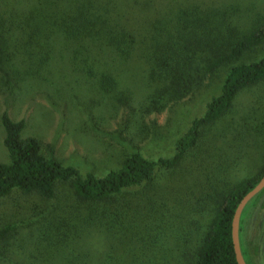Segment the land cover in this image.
<instances>
[{
	"label": "trees",
	"instance_id": "1",
	"mask_svg": "<svg viewBox=\"0 0 264 264\" xmlns=\"http://www.w3.org/2000/svg\"><path fill=\"white\" fill-rule=\"evenodd\" d=\"M21 1L19 7L18 0L12 4L10 13L0 11V95L12 93L38 71H49L60 45L58 58L64 61L67 54L69 69L95 78L96 92L122 108L136 111L131 107L134 93L120 88L115 72L132 66L144 73L149 90L137 110L142 119L196 98L219 73H225L220 94L210 99L202 116L192 119L176 140L172 156L150 160L132 152L119 169L103 176L64 165L53 144L23 137L25 120L15 121L6 111L2 114L10 163H0V198L18 191L50 201L57 184L69 182L74 200L83 207L52 223L46 245L36 247L46 264H94L98 256L88 245L91 236L104 242L96 264H155L165 227L177 224L179 233H185L189 224L197 223L194 217L204 214L200 208L206 201L197 196L180 199L164 214L148 186L155 182L159 168L175 169L186 159L203 131L231 112L242 91L264 81V58L242 63L264 43V19L245 32L235 26L237 10L231 6L204 8L178 2L163 6L155 15V0H141L137 11L154 16L146 15L143 29L136 32L128 27L119 0ZM263 178L264 167L256 176L224 187L216 200L211 201L214 195L207 198L214 202V213L204 239L194 251L183 250L181 244L174 249L182 264H238L232 238L234 214ZM143 188L144 195L127 194ZM263 195L264 190L241 217V251L247 264L250 258L242 232ZM17 229L15 222L0 229L1 260L8 257ZM189 241L190 237L184 243ZM165 254L170 256L169 251Z\"/></svg>",
	"mask_w": 264,
	"mask_h": 264
},
{
	"label": "rangeland",
	"instance_id": "2",
	"mask_svg": "<svg viewBox=\"0 0 264 264\" xmlns=\"http://www.w3.org/2000/svg\"><path fill=\"white\" fill-rule=\"evenodd\" d=\"M15 2L0 0V11L10 13ZM119 2L126 14V23L133 31L143 29L146 15L151 16L149 19L154 16L137 11L141 0ZM178 2L198 3L204 8L231 6L237 10L233 17L235 26L245 32L264 19V0H155V15L161 13L163 6ZM19 3L22 1L18 0V7ZM60 47L57 46L58 50ZM58 50L49 71H38L20 82L12 93L0 95V163H10L1 121L5 111L15 121L25 120L24 138L35 137L53 144L56 158L64 165L75 166L83 174L94 172L103 176L117 170L132 152H139L150 160L170 157L176 140L186 132L192 119L202 116L210 99L220 94L225 77V73H219L196 98L142 119L137 110L149 90L144 73L132 66L115 72L120 88H129L134 93L131 107L136 111H132L117 103L114 105L110 98L96 92L97 80L69 69L68 55L65 54L64 61L60 60ZM262 58L264 43L247 54L242 63ZM262 167L264 81L242 91L231 112L203 131L198 146L177 168L157 170L155 182L148 187L153 190L155 205L164 214L173 210L180 199L197 196L206 202L200 208L204 214L195 216L197 223L189 224L185 233H179L177 224L165 227L161 245L156 249L155 264H182L178 249H174L181 244L183 250L194 251L204 239L214 213V202H207V198L214 195L211 201L216 200L224 187L256 176ZM144 192L146 188L127 194L144 195ZM81 205L74 200L69 182L58 183L56 196L50 201L18 191L0 198V229L10 222L18 225L9 255L5 260L0 259V264H46L36 247L40 243L46 245L52 223L81 211ZM243 234L254 264H264V195L246 219ZM189 237L190 241L184 243ZM88 245L96 250L97 262L98 251H104V242L99 236H91ZM165 251H169V257Z\"/></svg>",
	"mask_w": 264,
	"mask_h": 264
},
{
	"label": "water",
	"instance_id": "3",
	"mask_svg": "<svg viewBox=\"0 0 264 264\" xmlns=\"http://www.w3.org/2000/svg\"><path fill=\"white\" fill-rule=\"evenodd\" d=\"M264 190V178L258 183V185L251 190L239 203L236 212L234 214L233 223H232V238L233 245L235 250V255L238 264H247L243 258L240 244V223L243 211L246 206L254 199L258 194Z\"/></svg>",
	"mask_w": 264,
	"mask_h": 264
},
{
	"label": "flooded vegetation",
	"instance_id": "4",
	"mask_svg": "<svg viewBox=\"0 0 264 264\" xmlns=\"http://www.w3.org/2000/svg\"><path fill=\"white\" fill-rule=\"evenodd\" d=\"M244 231V230H243ZM243 233V232H242ZM243 236H244V234H243ZM242 243H243V247H245L246 249H247V251H248V253H249V258H250V264H254V262H253V257H252V255H251V253H250V250L248 249V247L246 246V244H245V242H244V237H242ZM240 244H241V240H240Z\"/></svg>",
	"mask_w": 264,
	"mask_h": 264
}]
</instances>
